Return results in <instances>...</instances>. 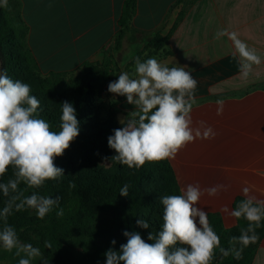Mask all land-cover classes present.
<instances>
[{"label":"crops","instance_id":"1","mask_svg":"<svg viewBox=\"0 0 264 264\" xmlns=\"http://www.w3.org/2000/svg\"><path fill=\"white\" fill-rule=\"evenodd\" d=\"M125 1L7 0V4L17 5L29 30L28 47L44 76L73 77L92 64L114 66L135 77L137 57L141 62L155 58L168 67L185 66L198 82L193 126L204 121L217 136L198 138L168 160L180 190L196 183L201 188L230 186L217 197L205 194L199 207L208 219L219 214L225 227L233 228L237 220L221 209L225 205L234 209L235 201L244 198V187L264 200V0H192L191 6L187 5L191 0H138L132 26L118 42ZM224 29L236 32L261 57L247 78L240 73L233 42L227 35L215 38ZM171 32L163 49H151V39ZM217 100L224 101L221 115ZM115 108L125 118L135 110L127 100ZM0 254V264H8L15 249L0 248ZM253 264H264V238Z\"/></svg>","mask_w":264,"mask_h":264},{"label":"clouds","instance_id":"2","mask_svg":"<svg viewBox=\"0 0 264 264\" xmlns=\"http://www.w3.org/2000/svg\"><path fill=\"white\" fill-rule=\"evenodd\" d=\"M3 5L7 6V0H3ZM225 35L233 42L234 55L240 57L241 75L247 78L253 66L261 64V57L236 32L220 30L215 38ZM197 83L185 66L168 67L155 58L141 62L137 57L135 77L122 72L108 85L110 93L125 96L127 104L134 105L135 110L128 113L121 121L123 126L114 129V134L108 137V146L115 150L116 155L104 159L129 168H140L146 162L174 160L182 149L198 138L215 139L217 132L206 122L199 121L198 127L193 126L191 113L196 103ZM216 103L217 114L221 115L224 101L217 100ZM61 105L60 130L57 132L51 130L47 120L40 118V101L31 95L30 85L13 80L6 71L0 72V177L9 167L14 170V178L0 183V192L9 197L0 211V218L5 222L0 230V244L9 252L15 249L18 257L23 254L18 264H32L36 258L43 259V254L40 248L19 240L16 230L7 224L8 216L13 209L21 211L27 207L34 209L37 217L43 219L60 200L58 196H43L36 191L24 196L19 185L23 183L27 188L40 189L46 181L63 176L64 169L57 167L54 160L63 156L79 135L76 109L68 101ZM229 187L215 184L201 188L199 183L188 184L178 195L162 196V230L155 235L149 232L148 241L152 243L146 242L138 232L125 231L123 235L127 242L120 246L119 252L109 249L105 253L106 264H211L217 249L223 257L232 254L240 259L243 249H237L235 245L248 246L259 238L256 229L264 221V200L244 187V199L234 209L230 210L227 205L221 209L229 217L243 218L248 222L239 236L230 238L232 247L228 249L221 247L208 213L199 207V201L205 194L217 197L221 192H227ZM128 188L125 184L120 195L127 197ZM56 214L62 216L63 209ZM136 223L141 228H149L146 220L138 219ZM111 243L115 245L116 241ZM45 248H51L47 241Z\"/></svg>","mask_w":264,"mask_h":264},{"label":"trees","instance_id":"3","mask_svg":"<svg viewBox=\"0 0 264 264\" xmlns=\"http://www.w3.org/2000/svg\"><path fill=\"white\" fill-rule=\"evenodd\" d=\"M184 1L186 0L180 2ZM192 4L191 0L187 5ZM15 6L14 2L7 6L0 5V60L2 72L6 71L13 80H20L14 77L18 66L28 62L33 68L40 69L28 47V27L20 12L14 10ZM137 8L138 0L125 1L119 20L121 30L118 42L130 30ZM186 10L179 16L176 26ZM171 34L172 32L166 37L158 35L151 39V49H163ZM17 45H26L28 53L21 55L14 51ZM109 68V65H86L70 82L64 80L63 74L51 73L39 79L35 84L36 89L31 87V95L40 101L39 116L50 123L51 130H60L61 103L64 101L73 104L76 109L80 129L78 137L63 156L54 160L57 167L64 169L63 176L46 181L40 189L27 188L23 183L19 185L24 196L31 195L33 191L52 198L58 196L59 204L43 219L37 217L34 209L27 207L21 211L13 209L7 218V224L16 230L19 240L40 248L49 264H106L105 253L109 249L119 252L120 246L127 242V237L123 235L125 231L138 232L146 242L152 243L148 241L149 232L155 235L162 230L163 225V205L160 198L180 194L169 160L146 162L140 168H129L111 159H104L116 155L115 150L108 146V137L114 134V129L121 127L115 105L126 101L125 96L117 95V102L107 107V118L102 121L99 116V101L101 91L112 75ZM41 97H46L53 107L50 108ZM103 162L112 166L107 169L101 164ZM13 171L9 167L4 176L0 177V183L14 178ZM125 184L129 186L127 197L120 195ZM8 199L0 192V211ZM242 199L244 198L235 201L234 208ZM61 208L63 215L57 216L56 213ZM138 219L146 220L149 228L138 226ZM209 222L220 238L221 247L225 249L232 247L229 244L230 238L239 236L241 229L248 224L241 218L237 220V226L227 228L219 214L210 215ZM4 223L3 218H0V230ZM256 234L259 238L254 243L248 246L239 243L235 245L237 249H243L240 259L232 254L223 257L217 249L211 264H253L264 238V221L256 229ZM113 240L116 241L115 245L111 243ZM45 241L51 244L50 249L45 248ZM0 248H3L2 244Z\"/></svg>","mask_w":264,"mask_h":264},{"label":"rangeland","instance_id":"4","mask_svg":"<svg viewBox=\"0 0 264 264\" xmlns=\"http://www.w3.org/2000/svg\"><path fill=\"white\" fill-rule=\"evenodd\" d=\"M17 5L14 7V10H17ZM14 51H18L21 55H26L28 53V47L25 45L23 47H20L19 45H17L16 47H14ZM110 70H112V75L111 78L107 84V86L103 89V91H101V96H100V101H99V106H100V110H99V116L101 117L102 121L104 122L107 118L108 115V109L107 107H109L112 103L116 102L117 98H115L117 96V94H113L110 93L108 91V85L110 82H113L115 80L118 79L119 74H121L123 71H120L118 69H116L114 66H110L109 68ZM16 76H14L17 79H20V81H23L27 84L30 85V87H33V89H36L35 84L39 81L40 78L45 77L40 70H37L36 68H33L28 62L22 64L21 66H18L16 69ZM114 71V72H113ZM0 72H2V62L0 60ZM15 75V74H14ZM75 76L70 77V76H65L64 80H66L67 82H70L74 79ZM41 99H43V101L47 102V105L52 108L53 105L46 100V97H41ZM104 167H106L107 169H109L112 165L108 162H103L101 163ZM23 254H21L20 257L16 256L15 254H13L12 256H10L9 259V263L8 264H18L19 259L22 258ZM2 260V256L0 254V261ZM46 260V258L43 256V259L41 258H36L32 261V264H43V262ZM47 261V260H46Z\"/></svg>","mask_w":264,"mask_h":264},{"label":"water","instance_id":"5","mask_svg":"<svg viewBox=\"0 0 264 264\" xmlns=\"http://www.w3.org/2000/svg\"><path fill=\"white\" fill-rule=\"evenodd\" d=\"M125 118V115L123 114V113H119L118 115H117V119H118V123L121 125L122 123H121V121L123 120L122 118Z\"/></svg>","mask_w":264,"mask_h":264}]
</instances>
